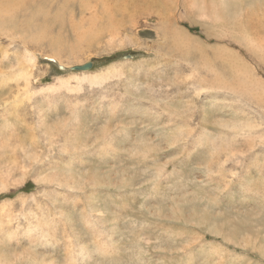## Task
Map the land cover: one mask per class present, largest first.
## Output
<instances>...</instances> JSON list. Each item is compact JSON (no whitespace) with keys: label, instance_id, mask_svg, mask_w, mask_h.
<instances>
[{"label":"rangeland","instance_id":"obj_1","mask_svg":"<svg viewBox=\"0 0 264 264\" xmlns=\"http://www.w3.org/2000/svg\"><path fill=\"white\" fill-rule=\"evenodd\" d=\"M0 264H264V0H0Z\"/></svg>","mask_w":264,"mask_h":264},{"label":"water","instance_id":"obj_2","mask_svg":"<svg viewBox=\"0 0 264 264\" xmlns=\"http://www.w3.org/2000/svg\"><path fill=\"white\" fill-rule=\"evenodd\" d=\"M92 62H87L83 65H78L72 68L73 71H87L92 68Z\"/></svg>","mask_w":264,"mask_h":264},{"label":"bare ground","instance_id":"obj_3","mask_svg":"<svg viewBox=\"0 0 264 264\" xmlns=\"http://www.w3.org/2000/svg\"><path fill=\"white\" fill-rule=\"evenodd\" d=\"M16 1H18V0H16ZM222 1L224 2V0H220L221 3H222ZM12 2H13V1H12ZM16 3H17V2H16ZM21 3H22V2H21ZM13 6H14V5H13ZM214 8H215V7H214ZM214 8H213V11L215 10ZM17 9H18V8H17ZM74 67H75V66H74ZM60 68L63 70L65 67L60 66ZM72 68H73V67H70L69 70H70V71H73ZM65 69H66V68H65ZM65 69H64V70H65ZM89 70H90V69H89ZM89 70H87V71H89ZM73 72H82V73H83V72H85V71H73ZM245 72H246V71H245ZM246 73H247V72H246ZM244 75H245V74H244ZM245 82L247 83V81H245ZM251 82H252V84L256 83V81H254L253 78L251 79ZM234 84H235V83H234ZM258 84H259V80H258ZM226 89H227V88H226ZM235 91H236V90H235ZM226 241H227V240H226Z\"/></svg>","mask_w":264,"mask_h":264}]
</instances>
